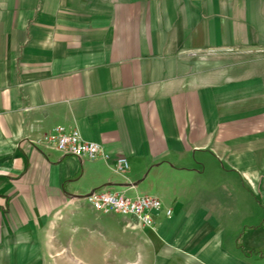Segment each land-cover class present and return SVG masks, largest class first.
I'll return each mask as SVG.
<instances>
[{
	"label": "crops",
	"instance_id": "1",
	"mask_svg": "<svg viewBox=\"0 0 264 264\" xmlns=\"http://www.w3.org/2000/svg\"><path fill=\"white\" fill-rule=\"evenodd\" d=\"M57 126L110 158L43 148ZM108 189L157 196L155 227L84 198ZM261 209L264 0H0V264L53 243L79 264H106L109 243L264 264Z\"/></svg>",
	"mask_w": 264,
	"mask_h": 264
},
{
	"label": "built area",
	"instance_id": "2",
	"mask_svg": "<svg viewBox=\"0 0 264 264\" xmlns=\"http://www.w3.org/2000/svg\"><path fill=\"white\" fill-rule=\"evenodd\" d=\"M40 145L47 149L57 151L64 156L77 159L108 160L109 153L104 147L95 142L85 141L76 128L57 126L47 135ZM120 170H128L127 158L117 159ZM86 200L95 211L101 214H117L123 218L137 221L141 228L153 229L155 218L163 211L162 201L154 195L128 196L125 192L116 190H101L91 193ZM173 211L166 210V216L172 217Z\"/></svg>",
	"mask_w": 264,
	"mask_h": 264
},
{
	"label": "rangeland",
	"instance_id": "3",
	"mask_svg": "<svg viewBox=\"0 0 264 264\" xmlns=\"http://www.w3.org/2000/svg\"><path fill=\"white\" fill-rule=\"evenodd\" d=\"M264 210L257 215L259 224L264 220ZM60 216H56L59 219ZM252 224V223H251ZM250 224V225H251ZM264 247V243H260ZM106 264H159V248L156 243H109ZM249 246L248 243H245ZM50 253L34 259L33 264H79L69 249L62 251L59 243H53Z\"/></svg>",
	"mask_w": 264,
	"mask_h": 264
},
{
	"label": "trees",
	"instance_id": "4",
	"mask_svg": "<svg viewBox=\"0 0 264 264\" xmlns=\"http://www.w3.org/2000/svg\"><path fill=\"white\" fill-rule=\"evenodd\" d=\"M252 254H257L259 255L261 258H264V251L263 250H255L252 252Z\"/></svg>",
	"mask_w": 264,
	"mask_h": 264
},
{
	"label": "water",
	"instance_id": "5",
	"mask_svg": "<svg viewBox=\"0 0 264 264\" xmlns=\"http://www.w3.org/2000/svg\"><path fill=\"white\" fill-rule=\"evenodd\" d=\"M93 193V192H92ZM90 195V194H89ZM89 195H86V196H84V198L86 199Z\"/></svg>",
	"mask_w": 264,
	"mask_h": 264
}]
</instances>
